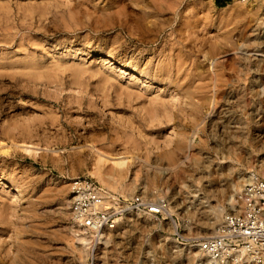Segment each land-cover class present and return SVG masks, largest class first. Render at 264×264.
I'll return each instance as SVG.
<instances>
[{"label": "rangeland", "instance_id": "rangeland-1", "mask_svg": "<svg viewBox=\"0 0 264 264\" xmlns=\"http://www.w3.org/2000/svg\"><path fill=\"white\" fill-rule=\"evenodd\" d=\"M263 1L0 0V264H204L228 184L264 180ZM92 145L134 156L123 183L166 205L99 246L72 235L70 182L132 196L98 179Z\"/></svg>", "mask_w": 264, "mask_h": 264}, {"label": "built area", "instance_id": "built-area-1", "mask_svg": "<svg viewBox=\"0 0 264 264\" xmlns=\"http://www.w3.org/2000/svg\"><path fill=\"white\" fill-rule=\"evenodd\" d=\"M69 185L73 220L90 234L95 246L104 241L103 232L117 227L128 211L159 216L166 208L164 202H152L142 195L131 198L114 195L91 178L76 177ZM239 202L241 208L227 214L214 233L202 242L208 264L254 263L261 259L255 257L264 251V180L256 178L245 183Z\"/></svg>", "mask_w": 264, "mask_h": 264}, {"label": "bare ground", "instance_id": "bare-ground-1", "mask_svg": "<svg viewBox=\"0 0 264 264\" xmlns=\"http://www.w3.org/2000/svg\"><path fill=\"white\" fill-rule=\"evenodd\" d=\"M264 2V1H263ZM243 3V2H242ZM252 4V3H251ZM245 5V4H244ZM230 7V6H229ZM251 7V6H250ZM231 8H232V5H231ZM240 9V8H239ZM242 10V9H241ZM244 10H246L245 8H244ZM243 10V11H244ZM224 11V10H223ZM232 11V10H231ZM234 11V10H233ZM242 11V12H243ZM244 12H246V11H244ZM224 13V12H223ZM234 15H235V12L233 13ZM239 14V13H238ZM237 13H236V15H238ZM243 14V13H242ZM241 14V15H242ZM248 14V13H247ZM252 14V13H251ZM239 16V15H238ZM264 17V16H263ZM238 18H240V16L238 17ZM243 18V17H242ZM157 22V21H156ZM262 23V22H261ZM182 25V24H181ZM219 26V25H218ZM146 41V40H145ZM254 43V42H253ZM219 73V72H218ZM217 76V75H216ZM168 77V76H167ZM210 84V83H209ZM197 85V84H196ZM204 84H202L201 86H203ZM213 85V84H212ZM207 86H209V85H207ZM207 86L205 85V87L207 88ZM210 87V86H209ZM214 87V86H213ZM193 88H194V86H193ZM202 88H204V87H202ZM205 88V89H206ZM188 89V88H187ZM190 89H192V87L190 86ZM198 89H200V88H198ZM207 89H212V87L211 88H207ZM206 89V90H207ZM218 89V88H217ZM217 89H216V92H218L217 91ZM196 90H197V88H196ZM201 90V92L203 91L202 89H200ZM214 90V89H213ZM192 91H194V90H192ZM191 92V91H190ZM197 92H200L199 90L197 91ZM203 92H206V94H204V95H206L207 96V91H203ZM203 92H202V94H203ZM188 94V93H187ZM214 94V93H213ZM189 95V94H188ZM193 95V96H192ZM192 95H191V98L192 97H195L194 95L195 94H193L192 93ZM198 95V94H197ZM187 96V95H186ZM206 96H204V97H202V96H200V94L198 95V97H202V98H204L205 100H206ZM214 97V96H213ZM213 97H212V100H213ZM187 98H189V100L190 101H192V99L190 98V96L189 97H187ZM197 98V97H196ZM208 98V97H207ZM216 98V97H215ZM199 98H197V100H198ZM204 99H202L203 101H204ZM188 100V99H187ZM200 100V99H199ZM198 100V101H199ZM216 100V99H215ZM218 100V99H217ZM196 101V100H195ZM208 100H206V102H207ZM210 101V100H209ZM208 101V102H209ZM188 102V101H187ZM186 102V103H187ZM216 102V101H215ZM190 103L192 104V105H190ZM198 103V102H197ZM211 103V102H210ZM195 104H196V102H195ZM201 104V103H200ZM203 104H204V102H203ZM206 104H208V103H206ZM217 104H219V103H217ZM188 105V104H187ZM189 105L190 106H193L194 104H193V101L192 102H189ZM214 105V104H213ZM223 105V104H222ZM201 106V105H200ZM199 105H198V108L200 107ZM215 106H217V105H215ZM193 107H196L197 108V106L195 105V106H193ZM205 107V106H204ZM213 107V106H212ZM224 107V106H223ZM200 109V108H199ZM212 109V108H211ZM144 113V112H143ZM211 115V114H210ZM221 115V114H220ZM208 116V115H207ZM210 119V118H209ZM240 124V123H239ZM235 125V124H234ZM227 126V125H226ZM225 126V127H226ZM244 126V125H243ZM234 127V126H233ZM237 127V126H236ZM240 127V126H239ZM242 127V126H241ZM240 127V128H241ZM198 128V127H197ZM229 128V127H228ZM240 128H237V130H239ZM246 130V129H245ZM224 131V130H223ZM229 131H231V132H233L231 129L229 130ZM228 130H226L225 131V134H226V137L228 136L227 134H232L231 132H229ZM223 133V132H222ZM234 133H236L235 131H234ZM235 136V135H234ZM236 136H237V134H236ZM242 136V135H241ZM224 137V136H223ZM229 137V136H228ZM240 137V136H239ZM141 138V137H140ZM264 138V137H263ZM223 139H225V138H223ZM228 140V139H227ZM233 141H234V139H232ZM236 140H238V138L236 139ZM228 141H230V140H228ZM136 142V141H135ZM135 142H134V144H135ZM259 142H261V146L260 147H262L263 149H264V140L262 141L261 139H259L258 140V143ZM224 143H225V141H224ZM228 143V142H227ZM230 143V142H229ZM24 144V143H23ZM187 145H189V144H187ZM226 145V144H225ZM93 146V145H92ZM98 147V146H97ZM96 146H93L92 147V152H94L95 153V155H96V161H95V174H96V176L98 177V179L103 183V184H105V185H107V187L108 188H112L113 190H115V191H120V192H124L125 190H128V192L129 191H131V193L129 194L130 196H132V197H134V195H132L133 194V192H134V190L133 189H131L132 187L130 186V184L128 185V186H130L131 188L130 189H128L127 188V184H125V183H123L124 181H125V179L127 178V176H128V174H129V172H131V173H134V174H136L137 173V170H139V168L138 167H140L139 165H136L135 167H134V165L136 164V161L134 160L135 158H134V156H132V158H133V160H131L130 158H129V156L128 155H126L127 154V151H126V154H124L123 152L122 153H120V152H117V153H115L114 155H112V154H110L111 152H108V150H104V149H100V148H97ZM129 147V146H128ZM133 147V146H132ZM131 147V148H132ZM183 147V146H182ZM190 147V146H189ZM103 148V147H102ZM2 149V148H1ZM34 149V148H33ZM110 149H113L112 147H110ZM134 149H137V148H135L134 147ZM182 149V148H181ZM217 149V148H216ZM25 150H27V151H31L32 149H31V147H26V149ZM130 150V149H129ZM138 150V149H137ZM218 150V149H217ZM131 151V150H130ZM132 153V152H131ZM129 154V153H128ZM131 155V154H130ZM133 155V154H132ZM215 155V154H214ZM211 156V155H210ZM131 157V156H130ZM208 158H209V156H208ZM172 161V160H171ZM181 161V160H180ZM220 161H222V160H220ZM261 161V160H260ZM183 162V161H182ZM212 162V161H211ZM211 164V163H210ZM259 164H261V163H259ZM157 165V164H156ZM158 165H160V164H158ZM157 165V166H158ZM164 165V164H163ZM220 165V164H219ZM234 165V164H233ZM216 166H218V165H216ZM230 166V165H229ZM154 167V166H153ZM228 167V166H227ZM145 168V167H144ZM223 168V167H222ZM231 168V167H230ZM230 168H228V169H230ZM141 169V168H140ZM150 169V168H149ZM154 169V168H153ZM160 169V168H159ZM227 169V170H228ZM232 169V168H231ZM146 170H147V168H146ZM161 170V169H160ZM236 170V169H235ZM141 171V170H140ZM260 171L262 172V174H263V176H264V158H263V162H262V164H261V169H260ZM139 172V171H138ZM233 172V171H232ZM147 173V172H146ZM157 173H160V175H162V174H165L164 173V171H158L157 169H156V174ZM168 173V172H167ZM229 173H230V171H229ZM230 174H233V173H230ZM253 174V173H252ZM252 174H250V175H247V174H244V176L241 178V177H238L237 179L235 178V179H233V181H231L229 184H228V189L230 190V192H234V193H236L238 196H240V193H241V188L243 187V185L245 184V183H248V182H251L252 180H254V179H256L257 178V176H259L257 173H256V175H252ZM148 175V174H147ZM261 175V174H260ZM161 178H162V176H160ZM165 177V176H164ZM230 177V176H229ZM231 177H233V175H231ZM154 178H155V176H154ZM156 179V178H155ZM157 179H158V177H157ZM163 179V178H162ZM12 183V182H11ZM131 184H133V181H132V183ZM135 187V186H134ZM145 189V188H144ZM143 191H145V190H143ZM52 192V191H51ZM60 192V191H59ZM136 192V191H135ZM232 194V193H231ZM128 195V196H129ZM140 195V194H139ZM136 196V195H135ZM141 196V195H140ZM142 196H144V195H142ZM147 196V195H146ZM234 195H232V197H231V200L227 203V204H221L220 206H218L216 209H215V207H214V209H215V215H216V220H214V221H212L211 219H210V221L208 220V221H205V223H203V225H202V229H204V230H206V234H208V232H207V230H211V229H213V226L216 224V223H221L223 220H222V218H223V216L225 215V213H227L228 214V212L230 213V212H233V211H231L232 209L230 208V207H227V206H232V208H234V207H236L235 205H237V207L236 208H238V209H240L241 208V204H240V202H239V200L238 201H236L235 202V199H234V197H233ZM144 198H146V197H144ZM148 199V198H147ZM67 202V201H66ZM63 203V202H62ZM68 203V202H67ZM65 205V204H64ZM63 205V206H64ZM70 208V207H69ZM68 209V208H67ZM67 209H65V210H67ZM211 209V208H210ZM65 210H64V212H65ZM69 210V209H68ZM237 210V209H236ZM70 211V210H69ZM234 211H235V209H234ZM63 212V211H62ZM225 212V213H224ZM71 213V212H70ZM140 213H142L143 214V212H140ZM213 213V212H212ZM138 214H139V212H138ZM149 214L150 213H144V215L145 216H148L149 217ZM141 215V214H140ZM151 215V214H150ZM210 217V216H209ZM225 217V216H224ZM122 220V219H121ZM212 221V222H211ZM122 223V222H121ZM118 225H120V223L118 224ZM117 225V226H118ZM122 225V224H121ZM76 226H78V225H76ZM134 226V225H133ZM79 232H83L84 233V229H82V228H78V229H72V235H73V237L75 236H78L77 234L79 233ZM85 234V233H84ZM80 235H81V233H80ZM86 235H88V234H86ZM68 241V240H67ZM72 245V244H71ZM75 246V245H74ZM198 248H199V250H198V252H197V256H194V257H198V258H201V257H203V261H204V264H208V259L206 258V256H205V253L202 251V249H201V243L199 244V246H198ZM150 252H152L151 250H150ZM149 252V253H150ZM116 254H120V253H117V252H115ZM256 259H259V258H261L262 260H264L263 258H264V251H259L258 252V255L256 254V257H255ZM24 260V259H23ZM81 260V259H80ZM21 261V260H20ZM22 262V261H21ZM24 262V261H23ZM228 262H230V261H228ZM85 263V262H84ZM18 264V263H17ZM21 264V263H20ZM229 264H242L241 262L240 263H233V261H231V263H229ZM250 264H254V263H250ZM259 264V263H258ZM264 264V263H263Z\"/></svg>", "mask_w": 264, "mask_h": 264}, {"label": "trees", "instance_id": "trees-1", "mask_svg": "<svg viewBox=\"0 0 264 264\" xmlns=\"http://www.w3.org/2000/svg\"><path fill=\"white\" fill-rule=\"evenodd\" d=\"M219 1V0H218Z\"/></svg>", "mask_w": 264, "mask_h": 264}]
</instances>
